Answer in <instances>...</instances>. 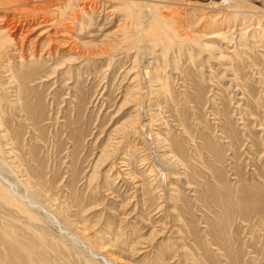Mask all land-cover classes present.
Here are the masks:
<instances>
[{
    "label": "rangeland",
    "instance_id": "1",
    "mask_svg": "<svg viewBox=\"0 0 264 264\" xmlns=\"http://www.w3.org/2000/svg\"><path fill=\"white\" fill-rule=\"evenodd\" d=\"M50 1L0 0V15L32 16ZM56 1L65 5L69 0ZM169 3L158 4L171 11L175 4ZM241 3L245 9L253 5L264 9V0ZM116 6L118 2L85 17L82 31L83 20L74 23L73 35L86 44V51L104 50L106 56L78 62L44 82L38 74L28 75L36 110L33 119L13 111L16 88L2 57L0 119L16 137L12 146L21 164L15 165L29 170L28 183L43 207L36 208L39 220H31L0 203V264H111L103 255L117 256L118 264H264V127L245 112L253 108L264 123V88L246 57L254 53L257 67L264 66L258 46L262 37L255 39L256 47L255 41L244 45L238 37L240 21L214 20L219 24L208 28L204 24L208 20L198 17L207 12L219 15L220 10L200 9L194 11L197 16L189 12L183 21L192 37L202 39V46L175 43L166 58L161 48L154 51L159 66L154 65L152 89L142 104L149 123L152 118V132L146 138L137 131L126 145L121 136L136 115V105L126 103V97L143 80L133 79L141 68L139 64L131 69L136 47L130 56L122 51L119 27L126 10L121 6L109 11ZM189 7L180 5V11ZM68 14L64 18L72 21ZM53 16L60 18V10ZM220 32L235 37L232 46L221 37L208 36ZM151 45L148 41L140 46L150 50ZM209 45L215 53L206 48ZM45 47L44 43L23 67L17 59L11 61L8 68L19 81L28 74L27 65L37 67L43 61L39 56ZM164 81L168 93L160 87ZM247 83L255 87L252 100L245 92ZM222 128L236 138L231 148ZM0 142L5 144L2 138ZM116 160L121 167L129 164L126 171L134 173V180L117 178L119 169L111 170ZM150 164L155 170L152 177ZM4 172L24 189L18 183L23 176L15 180L7 166ZM188 173L190 182L185 180ZM55 210H62L72 223L88 226L96 238L91 247L103 255H94L66 235L63 223L58 225L47 214Z\"/></svg>",
    "mask_w": 264,
    "mask_h": 264
},
{
    "label": "bare ground",
    "instance_id": "2",
    "mask_svg": "<svg viewBox=\"0 0 264 264\" xmlns=\"http://www.w3.org/2000/svg\"><path fill=\"white\" fill-rule=\"evenodd\" d=\"M73 1L74 0H69L65 3V5H62V3L58 1L52 0L47 4L40 5L39 7H42L41 11L36 12L32 16L30 15L24 17H16V16L10 17L8 12H4V14L0 15V69H2L1 67L3 65L2 57H4L5 60L8 61L5 66L7 67L5 72L7 71L11 72L10 74L7 75L10 76L8 78L12 80L11 82L14 83L12 84V86L16 88L15 91L16 99L12 101L11 106L13 108V111L16 112V110H18V113L21 114V117L22 116L26 117L25 120L31 119L32 117H34V114H36V110L32 107L33 101H31L30 99L31 97L29 96L30 91L32 89L31 88L32 85H30L27 82V80L32 81V79L28 77V75L31 76L30 74L32 73L38 74L39 78L42 79L44 78L43 79L44 82L53 78L60 77L67 68L71 69L72 68L71 66L77 64L78 62L89 60L90 58L107 55V51L104 50H101V52H92V53L87 52L85 48L86 44L82 43V41H79V39L75 38L73 35V33L75 32L74 23L76 22V20H83L80 22L81 31H82L84 29V26L86 25V23L84 22L86 20L85 17L86 18L90 17V14H93L100 7L103 8L107 5L114 4L116 2H118L119 6H116L115 8L113 7V9L110 8L111 10L109 11H115L121 6L126 10V15L122 19L119 27L120 35H121L120 40L122 41L124 46V48H122V51L126 52L127 56H130V51L134 47H136V55L133 60L134 65L131 69L134 68L137 69L138 67L137 65L139 64L141 68L138 69L137 74L133 77V79L135 80L133 81L137 82L140 79L139 77H142L143 80L141 82L143 86L141 85V83L136 84L135 89L133 88V92L129 90L130 92L126 97L127 100V102L125 101L126 103L133 102L136 105L135 107L136 115L131 117V121L128 122V124L125 126L123 130V136H121L122 138L121 143L123 144L127 145L132 135L137 133V131H140L141 135L146 136V138L149 135H151L152 118L150 119V123H149L148 118L150 117H148V114H146L147 111L146 113L144 112V114L142 113V104H143V99L149 95V91L152 89L150 85L152 84L154 79L153 78V73L155 72L154 65L157 64V66H159L157 56L155 54L156 52L154 51L158 50V47L161 48L162 52L161 51L160 52L162 53L163 57L166 58L168 56L167 55L168 50L171 47H173L175 43L177 44L180 43L184 45L186 43L191 42L189 44L193 43L194 45H197L201 48L202 46L201 44L203 43L201 42L202 39H200V37L197 36L192 37L190 28L188 29V27L186 26L187 23L183 21L188 18L189 12L197 16L196 13H194V11L199 12L200 9H202L203 11H205V9L208 8L209 9L217 8L218 10H220L219 15L207 12V14L202 13V17H198V20H208L204 23L205 27L208 26V28L215 26V24L216 26L219 24L217 23L218 21L216 22L214 20H223L229 24L233 22H235L236 24L239 23L238 21H240L241 22L240 25L242 27L239 26L237 27V30L239 29L240 31L238 36L239 42L243 41L244 45L245 44L247 45L249 41H255V39H259L258 37H262V40L259 42L258 46L262 48L261 49L262 54H260V56H262L264 60V9H262L261 7H257L255 5H253L251 9H245V5L241 2L243 1L246 2V0H225L222 1L221 3L220 2L218 3L217 0H81V1L77 0L75 6L72 3ZM169 1H173L175 4V7L171 11H165L164 7L158 4L161 2L165 6H169L170 5ZM180 5H184L185 7L190 6L189 8L193 10L190 11V9L187 8L185 9V11H180L181 9ZM71 6L72 9L71 11H69ZM59 10L61 13V17L59 18L53 16V14ZM79 11L80 12L82 11L83 15H80ZM67 13H69L68 19H71L72 21L67 20V18H64V16ZM175 24H179V25L176 27ZM35 34L37 35L34 36ZM226 34L227 33L225 32H220L218 34H208V36H210V38L214 36L221 37V40H223V42H228V43L230 42L231 44V42L235 39V37L230 36L229 38ZM148 41L149 43L152 44L151 46L153 47V49L149 50L147 48H141L140 45L142 43L147 44ZM44 43L46 47L42 52L41 56H39V61H41V59L44 58L42 61L43 63L41 62L40 64H38L37 67L36 66L32 67L31 63L29 66L27 65L28 74L22 76L21 81H19L18 78L14 75V72L12 71L13 68L12 69L8 68V66L11 65V61L13 59H17V62H20L23 67L24 65H26L24 64L25 60L28 59L29 56L36 54L38 48L44 46ZM256 43L258 42L255 41L254 42L255 45L253 47L257 46ZM123 46L121 45V47ZM206 48H209L210 51H214L215 47L214 46L211 47L209 45V47ZM122 51L119 53L122 54ZM243 52L244 50H242V53ZM97 54L99 55L97 56ZM222 55L223 53L220 55V57ZM254 56H255L254 53H251L250 55L246 54L247 60L251 62L252 67L254 69H257V73L259 74L258 77H260L259 84H261L262 87L264 88V66L260 67L261 66L260 65L259 67H257L259 64L256 62L255 58H253ZM113 58L114 56L113 57L111 56V63ZM30 60L32 61V59ZM42 66H45L44 71ZM50 70L51 72H48ZM41 72L44 73L40 74ZM237 78L239 79V77L235 75L236 80H238ZM144 80H147V82H145ZM159 81L160 80L158 79L157 83ZM245 86H246L245 92L249 94L248 100L249 99L252 100V95L255 94L253 93L255 87H249L250 85L248 83ZM160 87L162 88L163 91L165 90L168 93L169 91L168 82L165 83L164 81V83L163 82L160 83ZM241 99L245 100L246 97H244L243 95ZM258 99L259 98H256L254 101H258ZM262 102L264 103L263 100ZM240 105L241 104H239V106ZM239 106L238 108H241V106L240 107ZM239 110L240 109H238V111ZM245 112L248 115L252 116L251 118L254 119L255 123H259L264 127V123H260L259 118L255 116L257 114H255V110L253 108L252 109L246 108ZM219 114L220 113L217 112V115ZM240 114H242V112ZM3 123L4 121L0 119V132H1L0 138H2L5 143L4 145H2V143L0 142V203L16 209L21 214L26 215L28 219L39 220L38 217L36 216L37 214L36 208L43 207L42 205L39 204L41 200L40 199L38 200V196L33 191V188L30 187L31 184L28 183L29 182L28 178L30 175L29 170L27 168H22L21 170L19 169L18 166H16L17 165L16 163H20L17 160L18 153H16L17 151H15L14 146H12L13 145L12 142L15 141L16 137H14V133H11L7 129V127H4ZM32 123L33 125L37 124L36 121H33ZM38 125L39 124H37V126ZM259 129H262V127L261 128L259 127ZM38 130L39 128L36 131ZM221 130L223 133H226L225 137L229 138L227 140L229 147L231 148V146H234L236 142L235 136L229 135V133L224 128H222ZM4 149H6L7 151H4ZM219 158H222V155L219 156ZM144 163L149 164V162H147V158H144ZM151 165L152 164L148 166V170H149V174H151L152 177L153 175H155V170L153 168V165L152 166ZM6 166L9 169H11V172L14 175L15 180H17L16 177L20 178L23 176V178L19 179L18 183H21V185L24 186L23 187L24 189H19L20 187L16 183V181L4 175L5 173L4 170ZM123 166L125 167L118 166V162L116 160V163L115 161L113 162L111 166L112 167L111 170H115L116 168L119 169L117 174L118 179L122 178V179H126L127 181L134 180L135 179L134 173L131 171H126L128 169L127 167L129 166V164L124 162ZM189 178L190 177L188 173L185 177V180L186 179L188 180ZM189 182H187V184H191ZM189 186L191 187L188 188H195L192 185ZM47 214L48 216H50V218L53 221L59 223L58 225H60L61 222L63 223L65 228L64 229L65 234L68 235L74 242L80 245L81 244L84 245L86 247L85 249H87V247L89 249L91 248L90 251H92V253L96 256L103 255L100 250L96 251L95 248L91 247V245H93L92 243L93 240L95 241L96 238L94 239V235H92L93 232L88 226L72 223L69 220L70 218H68L62 213V210L60 211L55 210L54 212L50 211L47 212ZM103 259L108 263L118 264L117 263L118 258L115 255H110L108 257L107 256L105 257L103 255Z\"/></svg>",
    "mask_w": 264,
    "mask_h": 264
}]
</instances>
